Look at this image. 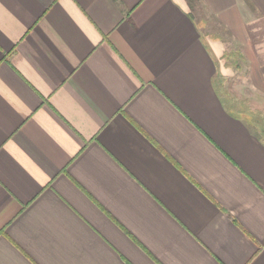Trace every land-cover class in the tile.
Segmentation results:
<instances>
[{
	"label": "crops",
	"instance_id": "1",
	"mask_svg": "<svg viewBox=\"0 0 264 264\" xmlns=\"http://www.w3.org/2000/svg\"><path fill=\"white\" fill-rule=\"evenodd\" d=\"M262 132L264 0H0V264H264Z\"/></svg>",
	"mask_w": 264,
	"mask_h": 264
},
{
	"label": "rangeland",
	"instance_id": "2",
	"mask_svg": "<svg viewBox=\"0 0 264 264\" xmlns=\"http://www.w3.org/2000/svg\"><path fill=\"white\" fill-rule=\"evenodd\" d=\"M189 2H191L192 4L195 3L196 0H188ZM230 87V86H229ZM233 90H235L236 92H238V95H239V90L241 89L240 85H236L234 84L233 85ZM232 88H231V91H232ZM227 90V89H226ZM233 92V91H232ZM236 96V95H235ZM237 97V96H236ZM240 98V97H239ZM263 133V132H262ZM264 134V133H263Z\"/></svg>",
	"mask_w": 264,
	"mask_h": 264
},
{
	"label": "trees",
	"instance_id": "3",
	"mask_svg": "<svg viewBox=\"0 0 264 264\" xmlns=\"http://www.w3.org/2000/svg\"><path fill=\"white\" fill-rule=\"evenodd\" d=\"M196 1H197V0H196ZM196 1H195V2H196ZM190 5H191V7H192V6L194 5V3L192 4V3L190 2Z\"/></svg>",
	"mask_w": 264,
	"mask_h": 264
}]
</instances>
